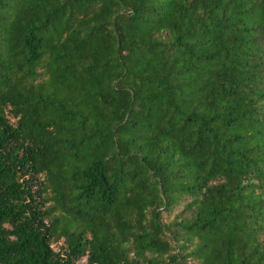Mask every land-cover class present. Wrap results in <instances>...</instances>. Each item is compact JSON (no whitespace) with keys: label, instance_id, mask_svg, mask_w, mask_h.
I'll return each mask as SVG.
<instances>
[{"label":"trees","instance_id":"obj_1","mask_svg":"<svg viewBox=\"0 0 264 264\" xmlns=\"http://www.w3.org/2000/svg\"><path fill=\"white\" fill-rule=\"evenodd\" d=\"M0 264H264V0H0Z\"/></svg>","mask_w":264,"mask_h":264}]
</instances>
